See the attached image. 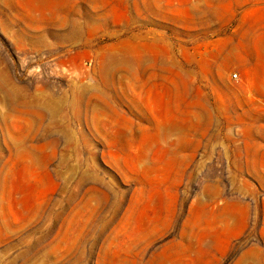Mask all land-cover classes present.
Segmentation results:
<instances>
[{
    "label": "rangeland",
    "instance_id": "obj_1",
    "mask_svg": "<svg viewBox=\"0 0 264 264\" xmlns=\"http://www.w3.org/2000/svg\"><path fill=\"white\" fill-rule=\"evenodd\" d=\"M14 5L0 264H264V0Z\"/></svg>",
    "mask_w": 264,
    "mask_h": 264
},
{
    "label": "bare ground",
    "instance_id": "obj_2",
    "mask_svg": "<svg viewBox=\"0 0 264 264\" xmlns=\"http://www.w3.org/2000/svg\"><path fill=\"white\" fill-rule=\"evenodd\" d=\"M15 3H16V2H15ZM5 5H7V7L10 8V9L12 10V9L14 8V6H15V5H14V0H0V15H3V14L7 11V9L5 8V7H6ZM17 6H19V5L16 4V7H15V8H17ZM19 7H20V6H19ZM19 7H18V8H19ZM15 8H14V9H15ZM18 8H17V9H18ZM20 8H21V7H20ZM17 9H15V11H16ZM18 11H19V10H18ZM19 12L21 13V11H19ZM19 12H17V13H19ZM13 13H14V12H13ZM13 13H12V14H13ZM5 14H6V13H5ZM10 14H11V13H10ZM15 15H16V13H15ZM18 15H19V14H17V16H18ZM8 17H9V15H8ZM2 18H3V17H2ZM0 19H1V18H0ZM80 89H82V88H80ZM85 90H87V89L84 88V92H86ZM88 91H89V90H88ZM80 92H82V90H81ZM45 97H46V98H45ZM45 97H44L43 100H41V99L39 100V99H38V100H36V101H34V102H32V103L35 104V107L38 108V110L40 109V110H43L44 112L47 111V112L52 113V112L56 109V101L59 100V99H55V97L53 98V96H51V95H49L48 97H47V96H45ZM54 99H55V100H54ZM59 101H60V100H59ZM59 101H58V102H59ZM58 102H57V103H58ZM57 105H59V104H57ZM59 107H60V106H59ZM43 111H41V112H43ZM54 112L57 113V111H54ZM55 113H54L53 115H55ZM46 114H47V113L45 112V115H46ZM53 115H52V116H53ZM51 121H52V118H51ZM51 121H50V122H51ZM50 124H51V123H50ZM52 124H53V122H52ZM52 124H51V126H52ZM41 128H42V127H41ZM47 128H48V126H47ZM47 128H46V129H47ZM50 128H51V127H50ZM52 128H53V127H52ZM44 129H45V128H44ZM44 129H43V131H44ZM47 130H48V129H47ZM50 130H51V129H50ZM52 130H53V129H52ZM43 131H42V132H43ZM47 132H49V131H47ZM47 132H46V133H47ZM61 133H62V132H61ZM63 133H64V132H63ZM35 134H36V133H35ZM37 134H38V132H37ZM41 134H42V133H41ZM52 134H54V132H53ZM44 135H45V131H44ZM44 135H42V136H44ZM46 135H47V134H46ZM40 136H41V135H40ZM37 137H38V136H37ZM42 138H43V137H42ZM45 138H46V137H45ZM35 139H37V138H35ZM38 139H39V138H38ZM40 139H41V137H40ZM5 141H6V140H5ZM44 141H45V140H44ZM50 142H51V141H50ZM19 144H20V143H19ZM50 144H51V143H50ZM15 145H16V147H17V144H16V143H15ZM15 145H14V146H15ZM34 146H35V149H36V148H37L36 145H34ZM34 146H32V147H34ZM1 147H2V146H0V148H1ZM16 147H14V149H15ZM28 147H29V146H28ZM28 147H27V148H28ZM38 147H39V146H38ZM17 148L19 149V150H18V153H19L21 147H20V148L17 147ZM22 148L25 149V147H22ZM42 148H43V147H42ZM14 149H13V150H14ZM24 149H23V150H24ZM32 149H33V148H32ZM38 149L40 150L41 148H38ZM38 149H36V150L39 151ZM13 150H12V151H13ZM23 150H21V151H23ZM28 150H29V148H28ZM25 151H26V149H25ZM32 151H33V150H32ZM14 152H17V150H16V151L14 150ZM23 152H24V151H23ZM27 152H28V151H27ZM29 152H31V151H29ZM0 153H1V152H0ZM11 153H12V152H11ZM12 154H14V153H12ZM12 154H11V156H14V155H12ZM25 154H26V153H25ZM30 154H31V153H30ZM32 154H33V157H35L36 154H35L34 152H33ZM15 155H16V154H15ZM27 155H28V154H27ZM65 155H66V153H65ZM30 156H31V155H30ZM36 156H37V155H36ZM61 156H62V155H61ZM0 157H1V156H0ZM3 157H4V156H3ZM27 158H28V156H27ZM35 158H36V160H37L38 157H35ZM35 158H32V160H34V161L36 162ZM64 158H66V156H65ZM64 158H62V160H63ZM1 159H2V158H1ZM29 159H30V158H29ZM32 160H30V161H32ZM62 160H61V161H62ZM64 160H65V159H64ZM34 161L29 162V163H32V165H29V166H33V167H34V164H35ZM1 162H2V161H1ZM33 162H34V164H33ZM37 162L39 163L40 161H37ZM37 162H36V163H37ZM63 162H65V161H63ZM38 163H37L36 165H38ZM44 163L47 164V162H44ZM60 163H61V162H60ZM46 164H45V165H46ZM39 165H41V163H40ZM45 165H43V166H45ZM64 165H66V164L64 163ZM3 166H4V165H2V167H3ZM5 166H7V165H5ZM46 166H47V165H46ZM0 167H1V166H0ZM64 167H65V166H64ZM3 168H4V167H3ZM31 168H32V167H31ZM36 168H37V167L35 166V169H36ZM41 168H42V167H41ZM1 170H2V169H1ZM5 170H7V168H6ZM5 170L3 169V172H4ZM39 170H40V168L37 169V171H39ZM58 170H59V169H58ZM63 170H64V169H63ZM11 171H12V170H10V171H6V172H8V173H6V172H5V173H6V174H9V172H10V175H11V173H12ZM43 171L48 172V173L50 174V176L53 175V174H51L52 171H51V170L49 171L48 166L45 167V169H44ZM61 171H62V170H61ZM64 171H65V170H64ZM64 171H63L62 173H61L60 171H57V172H60V173L62 174V176H65V175L63 174V173H65ZM3 172H2V173H3ZM14 172H15V170H14ZM14 172H13V173H14ZM57 172H54V173H57ZM2 173H1V171H0V174H2ZM37 173H38V172H36V174H37ZM49 174H48V176H49ZM58 174H59V173H58ZM2 176H3V174H2ZM6 176H8V175H6ZM14 176H15V175H14ZM14 176H13V177H14ZM4 177H5V175H4ZM4 177L2 178L3 181H4V179H5L6 181L8 180V181H10V183H12V181L9 179L10 177H12V175H11V176H8V179H6V177H5V178H4ZM0 178H1V177H0ZM14 178H15V177H14ZM14 178H13V180H15ZM57 178H60V177H57ZM11 179H12V178H11ZM19 179H20V178H19ZM63 179H64V178H63ZM65 179H66V178H65ZM2 180H0V181H2ZM60 180H62V178H61ZM6 181H4V182L6 183ZM16 181H17V180H15L14 183H12V184H13V185H16V184H15ZM18 181H19L20 183H22L20 180H18ZM18 181H17V182H18ZM64 181H65V180H64ZM19 182H18V183H19ZM30 182H31V180H30ZM1 183H2V182H1ZM1 183H0V184H1ZM18 183H17V184H18ZM6 184H7V183H6ZM6 184H4V185L6 186ZM26 184H27V183H26ZM28 184H30V183H28ZM28 184H27V185H28ZM65 184H66V183H64V185H65ZM18 185H19V184H18ZM31 185L33 186V184H30V185H28V186L31 187ZM35 185H37V184H35ZM22 187H23V186H22ZM25 188H27V187L25 186ZM25 188H24V190H25ZM31 188H32V187H31ZM31 188H28V189H31ZM33 188H36V187L34 186ZM33 188H32V191H34ZM17 189H18V188H17ZM16 191H17V190H16ZM34 192H35V191H34ZM16 193H17V192H16ZM35 210H38V209H35ZM38 212H39V211H37L36 213H38ZM36 215H37V214H36ZM38 215H39V213H38ZM36 217H37V216H36Z\"/></svg>",
    "mask_w": 264,
    "mask_h": 264
},
{
    "label": "built area",
    "instance_id": "obj_3",
    "mask_svg": "<svg viewBox=\"0 0 264 264\" xmlns=\"http://www.w3.org/2000/svg\"><path fill=\"white\" fill-rule=\"evenodd\" d=\"M234 78L237 79L238 78V74H234Z\"/></svg>",
    "mask_w": 264,
    "mask_h": 264
}]
</instances>
